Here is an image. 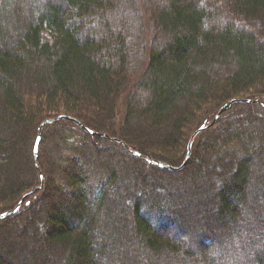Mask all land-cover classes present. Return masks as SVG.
Listing matches in <instances>:
<instances>
[{
	"label": "trees",
	"instance_id": "1",
	"mask_svg": "<svg viewBox=\"0 0 264 264\" xmlns=\"http://www.w3.org/2000/svg\"><path fill=\"white\" fill-rule=\"evenodd\" d=\"M208 1L0 0V214L40 185L42 121L105 135L42 129L0 264H264L262 106L223 112L179 172L112 140L178 167L225 104L264 102V0Z\"/></svg>",
	"mask_w": 264,
	"mask_h": 264
},
{
	"label": "water",
	"instance_id": "2",
	"mask_svg": "<svg viewBox=\"0 0 264 264\" xmlns=\"http://www.w3.org/2000/svg\"><path fill=\"white\" fill-rule=\"evenodd\" d=\"M234 104H258L260 106H262L264 108V102L262 101H259V100H249V99H233L231 101H229L227 104L224 105V107L218 112L216 118L224 111H226L228 108H230L232 105ZM216 118H214L207 126H200V128H198L191 136L189 142L187 143V148H186V154L184 156V159H183V162L180 166L178 167H172L170 166L169 164L167 163H162V162H158V161H155V160H151L147 157H144L142 155H140L139 153L135 152V151H132L130 150L124 143H122L121 141L119 140H116V139H112L113 141L117 142L118 144H120L123 148H125L126 150L130 151L134 156L138 157V158H141L143 160H145L146 162H148L149 165H152V166H156L160 169H166L168 171H171V172H179L181 171L188 163L189 159H190V155H191V146H192V143H193V140L194 138L199 134L201 133L202 131H204L206 128H208L209 126L213 125L216 121ZM62 120H65V121H69L73 124H75L77 127H79L83 132L87 133L88 135L90 136H99V137H102L105 135H102V134H98V133H95L91 130H89L88 128H86L82 123H80L78 120L74 119V118H71L69 116H65V115H60V116H57L55 118H47L45 119L44 121H42L40 123V125L38 126L37 128V135H36V139H35V143H34V147H33V156H34V166L38 172V175H39V181H40V185L37 186L35 189L31 190L30 192L26 193L20 200V202L12 209V210H9V211H6L2 214H0V220L10 216V215H14L17 213V211L19 210L20 206L24 203V201L31 195H33L36 191H40L42 188H43V185H44V177H43V174L42 172L40 171V168H39V159H38V146H39V142H40V139H41V134H42V129L46 126V125H52V124H55V123H58Z\"/></svg>",
	"mask_w": 264,
	"mask_h": 264
},
{
	"label": "rangeland",
	"instance_id": "3",
	"mask_svg": "<svg viewBox=\"0 0 264 264\" xmlns=\"http://www.w3.org/2000/svg\"><path fill=\"white\" fill-rule=\"evenodd\" d=\"M150 1V5H153V0L151 1V0H149ZM203 1V5L205 6V7H209V9L211 8V6H210V3H209V1L208 0H202ZM211 1V4H212V0H210ZM202 3V2H201ZM139 8V7H138ZM130 9V8H129ZM139 12V14L141 15V13H140V11H138ZM143 16H145V14L143 15ZM224 16L225 17H221L222 19H220L219 20V22H222V23H224L225 21H229V22H231V23H233L234 25H238V27L239 28H241L242 30L243 29H246V26L245 25H243V24H241L240 23V21L239 20H237V19H234L232 16L230 17L228 14H225L224 13ZM146 17V16H145ZM145 25H146V27H145ZM143 26H144V28H143V39H142V42H141V50H142V53H143V56H145V55H147V52H148V50H149V47H150V40H152V37H151V35H150V26H149V24H145V20H144V17H143ZM47 37V36H46ZM150 37H151V39H150ZM48 38V37H47ZM135 57V56H134ZM144 66V65H143ZM143 66H142V69H136L134 72L135 73H130V76L132 75V80H134V82L135 81H137L140 77H141V75H142V72H143ZM133 75H134V77H133ZM229 109V108H228ZM225 112V111H224ZM223 113V112H222ZM221 113V114H222ZM220 114V115H221ZM219 115V116H220ZM216 116H217V114H216ZM216 116L214 117V118H216ZM218 116V117H219ZM217 117V118H218ZM217 118H216V120H217ZM120 122V121H119ZM216 122V121H215ZM215 124V123H214ZM203 126H207L206 124L205 125H203ZM195 132V131H194ZM193 132V133H194ZM193 133H191L190 135H189V139H188V142H189V140H190V138H191V136H192V134ZM187 142V143H188ZM193 144V143H192ZM192 147V146H191ZM186 148H187V146H186ZM185 151H186V149H185ZM176 158H179L178 156L176 157ZM182 164V163H181ZM180 164V165H181ZM179 165V166H180ZM184 169V168H183ZM182 169V170H183ZM262 173H264V171H262ZM263 178V177H262ZM263 183L264 182V179H261V180H259V183ZM258 226V224L255 226V228ZM253 228V227H252ZM255 228H253V230H255V233H256V235L257 236H259V235H261V234H259L258 233V229H255ZM240 230V228L238 229V230H231L232 231V234L231 235H233V236H236V235H238V234H242L243 233V231H239ZM244 234V233H243ZM262 236V235H261ZM126 239L130 242V237H126ZM258 243V242H257ZM132 246V245H131ZM255 249H258L257 248V246H256V248ZM166 260H168V259H166ZM109 264H115V262L114 263H109Z\"/></svg>",
	"mask_w": 264,
	"mask_h": 264
}]
</instances>
